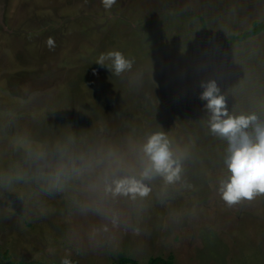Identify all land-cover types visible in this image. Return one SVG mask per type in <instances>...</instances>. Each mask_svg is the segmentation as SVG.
I'll use <instances>...</instances> for the list:
<instances>
[{"label":"rangeland","instance_id":"374dc122","mask_svg":"<svg viewBox=\"0 0 264 264\" xmlns=\"http://www.w3.org/2000/svg\"><path fill=\"white\" fill-rule=\"evenodd\" d=\"M264 0H0V250L61 264L174 257L175 264H264V194L227 205V142L208 127L202 81L230 113L264 120ZM133 61L115 75L97 57ZM162 131L180 179L146 195L106 182L137 174Z\"/></svg>","mask_w":264,"mask_h":264},{"label":"clouds","instance_id":"9594fccd","mask_svg":"<svg viewBox=\"0 0 264 264\" xmlns=\"http://www.w3.org/2000/svg\"><path fill=\"white\" fill-rule=\"evenodd\" d=\"M116 0H102L110 9ZM97 63L115 75L131 69L133 61L118 50H109L97 57ZM200 98L208 111L210 132L227 142L224 165L225 179L219 181L218 192L229 206L244 199L251 200L264 194V120L255 113H230L226 101L214 80L202 81ZM140 170L137 174L113 177L106 182V190L112 194H138L144 196L149 191L145 181L156 177L166 183L180 179L181 157L172 148L171 141L162 131L150 133L140 145ZM61 264H71L65 257Z\"/></svg>","mask_w":264,"mask_h":264},{"label":"trees","instance_id":"16d2710c","mask_svg":"<svg viewBox=\"0 0 264 264\" xmlns=\"http://www.w3.org/2000/svg\"><path fill=\"white\" fill-rule=\"evenodd\" d=\"M263 32H264V22H254L249 29L239 34L229 35L223 39H219L218 43L220 46V50L226 48L230 44H233L235 42H243ZM0 264H47V263L39 262L35 260H28V259H21L18 262H14L8 257L6 253L2 254L0 250ZM71 264H80V263L77 261H71ZM113 264H142V263L132 258L123 257L118 262H115ZM146 264H175V262L173 256H169V257L154 256L151 257Z\"/></svg>","mask_w":264,"mask_h":264}]
</instances>
